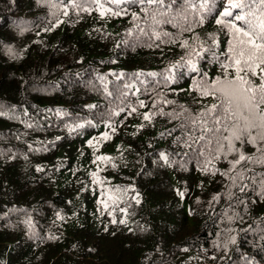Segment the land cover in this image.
I'll use <instances>...</instances> for the list:
<instances>
[{
	"label": "trees",
	"instance_id": "trees-1",
	"mask_svg": "<svg viewBox=\"0 0 264 264\" xmlns=\"http://www.w3.org/2000/svg\"><path fill=\"white\" fill-rule=\"evenodd\" d=\"M52 3L0 0V264H264V166L245 161L231 171L230 155L215 162L227 176L202 172L182 143L184 117L167 115L213 102L189 91L199 73L181 69L168 85L149 75L190 49L143 36L140 28L150 29L140 5L101 17L95 4ZM209 6L203 25L180 40L222 54L229 35L215 19L226 0ZM196 59L209 78L223 74L208 53ZM149 111L151 122L142 116ZM237 147L259 156L251 144ZM109 190L120 197L115 205Z\"/></svg>",
	"mask_w": 264,
	"mask_h": 264
},
{
	"label": "snow or ice",
	"instance_id": "snow-or-ice-1",
	"mask_svg": "<svg viewBox=\"0 0 264 264\" xmlns=\"http://www.w3.org/2000/svg\"><path fill=\"white\" fill-rule=\"evenodd\" d=\"M63 4V0H60ZM83 4H95L101 17L107 14L120 16L128 14V8L122 5L137 4L141 6L144 15V22L148 24L150 31H145L143 27L140 32L148 40L155 43L179 44L181 48L187 51V58L181 57L176 64L165 69L163 72L149 73L151 76L159 75L165 85L175 81L176 75L181 69H186L188 73L197 74L199 78L194 79L189 91L197 93L201 99L211 98L212 103L203 104L195 114L181 106L179 113L169 112L167 115L172 119L184 117L180 127L183 129L182 143L184 147L191 149V159L195 160L202 172L205 174L216 175L218 172L222 176H227L228 171L220 172L215 167V162L223 157L234 156V159L228 160L230 170L235 171L236 167L245 161L264 166V0H226V6L218 13L215 23L226 30L229 35V43L222 54L215 51V47L205 48L201 43L199 47L190 45L187 39L180 40L186 32H194L196 26L203 25L207 13L212 12L210 0H83ZM79 0H71V8L81 11H91L89 7H83ZM106 4L115 5L116 9L106 7ZM175 5V10L173 6ZM59 5L53 0L52 7ZM63 14L68 15V5H64ZM55 16V13H53ZM133 20H140L141 17L133 12ZM62 21L57 20V25ZM150 22V23H149ZM239 22V23H238ZM168 24L176 28L177 34L163 31L162 26ZM139 27V25H137ZM166 38V39H165ZM198 39V37L196 38ZM213 45H216L215 37H212ZM151 46V45H149ZM159 47V44H156ZM205 53L219 65L222 69V75L209 78L206 73L200 71L197 63V57L202 58ZM223 57V58H221ZM183 74V73H181ZM259 81V82H257ZM125 88L133 87L124 85ZM139 89H136V93ZM147 92V90H146ZM136 93H133L134 95ZM112 95V93H108ZM121 95L127 96L126 92ZM159 101L154 102L155 108ZM165 104H172L173 101L166 100ZM94 107V106H90ZM139 107H147L144 100L139 101ZM125 111V109H121ZM137 112V107L131 106L129 115ZM188 112L187 116L184 113ZM3 113L0 112V115ZM113 114L119 115V112ZM161 115H164L161 110ZM154 115L151 111L142 114L145 121L151 122ZM81 127L77 124L75 128ZM109 127L112 126L109 124ZM143 127V125H141ZM112 131H115L113 128ZM109 133L102 134V140H109ZM179 139V138H178ZM93 145V141H88ZM245 143L256 147L259 156L255 158L246 155L237 144ZM187 155V153H185ZM167 162V155L162 154ZM111 157L100 155L96 161L110 162ZM115 167V165H113ZM97 183H103L98 179L97 173H92ZM241 181L245 179L243 171L237 173V176L231 177L235 184L236 179ZM251 179V178H250ZM247 185H242L240 191H244ZM261 189L264 190V180L261 181ZM126 192L127 189L116 188L115 193ZM112 193V190H109ZM112 193L107 196L112 204H117L120 197ZM181 195H183L181 193ZM136 203L139 200L136 199ZM101 204L109 207L106 200H101ZM121 211L126 212L127 209ZM115 222V220H113ZM124 223L125 221H121ZM235 242V238H232Z\"/></svg>",
	"mask_w": 264,
	"mask_h": 264
}]
</instances>
